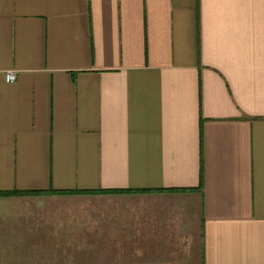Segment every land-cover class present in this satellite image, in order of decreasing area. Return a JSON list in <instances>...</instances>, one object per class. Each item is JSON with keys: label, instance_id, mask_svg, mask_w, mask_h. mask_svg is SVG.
Wrapping results in <instances>:
<instances>
[{"label": "crops", "instance_id": "0c3cea01", "mask_svg": "<svg viewBox=\"0 0 264 264\" xmlns=\"http://www.w3.org/2000/svg\"><path fill=\"white\" fill-rule=\"evenodd\" d=\"M0 192V250L264 264V0H0Z\"/></svg>", "mask_w": 264, "mask_h": 264}, {"label": "rangeland", "instance_id": "374dc122", "mask_svg": "<svg viewBox=\"0 0 264 264\" xmlns=\"http://www.w3.org/2000/svg\"><path fill=\"white\" fill-rule=\"evenodd\" d=\"M106 256L108 257V251L0 250V264H15L18 262L19 264H107L106 261H108V258Z\"/></svg>", "mask_w": 264, "mask_h": 264}, {"label": "trees", "instance_id": "16d2710c", "mask_svg": "<svg viewBox=\"0 0 264 264\" xmlns=\"http://www.w3.org/2000/svg\"><path fill=\"white\" fill-rule=\"evenodd\" d=\"M203 189V174L201 175V185L199 190ZM194 190H172V192H192ZM147 193V192H157V191H103V193H107V194H123V193ZM18 193V194H15ZM43 192H29V193H25V192H0V197H8V196H13V195H22V194H42ZM51 193H55V192H51ZM57 194H67V195H75V194H92V192L88 193V192H74V191H70V192H56ZM55 193V194H56Z\"/></svg>", "mask_w": 264, "mask_h": 264}, {"label": "built area", "instance_id": "2783aa9c", "mask_svg": "<svg viewBox=\"0 0 264 264\" xmlns=\"http://www.w3.org/2000/svg\"><path fill=\"white\" fill-rule=\"evenodd\" d=\"M6 80L9 83H13L17 80V74L15 72L6 73Z\"/></svg>", "mask_w": 264, "mask_h": 264}]
</instances>
